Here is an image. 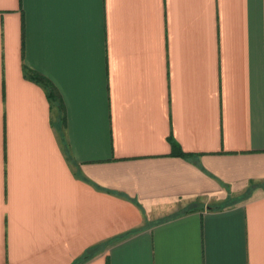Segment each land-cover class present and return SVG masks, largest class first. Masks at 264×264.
Here are the masks:
<instances>
[{
    "label": "crops",
    "instance_id": "crops-1",
    "mask_svg": "<svg viewBox=\"0 0 264 264\" xmlns=\"http://www.w3.org/2000/svg\"><path fill=\"white\" fill-rule=\"evenodd\" d=\"M0 264H264V0H0Z\"/></svg>",
    "mask_w": 264,
    "mask_h": 264
},
{
    "label": "trees",
    "instance_id": "trees-1",
    "mask_svg": "<svg viewBox=\"0 0 264 264\" xmlns=\"http://www.w3.org/2000/svg\"><path fill=\"white\" fill-rule=\"evenodd\" d=\"M40 80L38 79V82H39ZM41 82V81H40ZM43 83V82H42ZM44 84V83H43ZM44 87L46 88V90L48 91V96H49V98H50V100H51V102H52V104H54V98H55V95H54V93L52 92V91H50L49 90V88H48V86H47V84H44ZM170 142H171V144H172V148H173V154L174 155H178V156H186V153H184L183 151H182V149L180 148V146L171 138L170 139Z\"/></svg>",
    "mask_w": 264,
    "mask_h": 264
},
{
    "label": "rangeland",
    "instance_id": "rangeland-1",
    "mask_svg": "<svg viewBox=\"0 0 264 264\" xmlns=\"http://www.w3.org/2000/svg\"><path fill=\"white\" fill-rule=\"evenodd\" d=\"M190 209V208H189ZM183 210V209H182ZM185 211H187V210H185Z\"/></svg>",
    "mask_w": 264,
    "mask_h": 264
}]
</instances>
